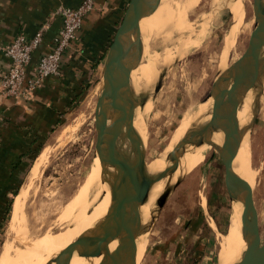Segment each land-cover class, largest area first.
Instances as JSON below:
<instances>
[{"label": "rangeland", "instance_id": "obj_1", "mask_svg": "<svg viewBox=\"0 0 264 264\" xmlns=\"http://www.w3.org/2000/svg\"><path fill=\"white\" fill-rule=\"evenodd\" d=\"M232 1L234 4L236 0ZM165 2L168 3L170 10L169 17L164 19L162 16L163 20L160 21L158 19L160 24L155 21L152 31L146 19V26L142 29L144 31L141 30L142 47L148 49V54L152 55L155 61L156 58L159 61L160 68L154 73L162 75L160 88L155 91L157 83L149 88L151 99L149 109L143 113L141 105L137 107L145 121L143 125L146 136L143 144H145L147 166L153 165L165 152L181 119L195 112L198 105L214 89V83L225 75L231 64L245 52L256 22L254 0H243L245 12L241 30L235 37L230 38V47L225 53L226 40L231 35V26L234 23L232 3L225 4V0H165ZM145 44L148 46L145 47ZM144 57L142 53L137 67L141 62H145L147 57L145 59ZM93 76L87 95L56 126L47 144H44L24 170V179L19 186V192L23 186L30 185L28 182L32 176L31 168L39 154L47 149L46 162L28 191L25 212L29 235L26 243H29L33 237L35 239L43 236L45 232L56 233L68 227L67 222L60 223V214L77 193L76 190L84 182L85 176L89 174L93 161L95 159L97 161L96 106L102 88V68ZM251 90H256L258 94L255 109L252 111V127L249 129L248 142L251 147V171L254 172V199L259 212L260 233L264 240V101L262 100L264 89L261 85ZM208 145L200 164L189 171L183 173L176 171L166 177L167 181L156 198L158 205L155 206V218H146L149 226L147 223V233L143 234V240H146L147 245L139 264L151 262L158 264L162 261L158 255L160 251L157 244L172 232L178 218L185 213L199 212L200 194L203 196L208 194L212 205L210 212L218 219L216 233H213L204 257L207 264L222 263L219 256L221 238L228 231L234 205L233 198L225 186V166L219 152L212 144ZM179 178L182 179L181 184L172 190L161 208L158 198L168 185L173 186ZM14 198L10 212L0 228V252L8 236ZM207 218L210 220L209 213ZM185 256L186 264L199 263L196 259L200 260V258H196V254L194 256L193 253H189V257ZM175 259L176 257L169 256L166 260L174 264L177 260Z\"/></svg>", "mask_w": 264, "mask_h": 264}, {"label": "water", "instance_id": "obj_2", "mask_svg": "<svg viewBox=\"0 0 264 264\" xmlns=\"http://www.w3.org/2000/svg\"><path fill=\"white\" fill-rule=\"evenodd\" d=\"M160 0H130L123 18L108 47L102 67V88L97 98L96 117L105 125L110 119L112 137L110 143L100 152L103 166L120 159L123 164L118 180L111 188V206L104 218L92 232H85L72 243L73 252L81 256L100 257L99 264H126L137 252V238L146 232L140 217V206L146 203L152 185L173 175L179 168L180 154L187 145L201 146L212 144L219 152L225 166V186L230 196H242L244 215L250 218L247 227L248 245L242 259L235 264H264V240L260 233L259 212L255 205L254 187L241 179L233 170V157L236 152L234 125L238 122L237 111L243 95L261 86L264 75V6L262 0H254L256 22L245 52L234 61L228 70L214 83V89L203 102L213 99L211 119L192 126L187 135L173 147L167 156L169 165L156 173L147 170L145 144L134 127V118L140 101L131 87L133 68L140 61L142 38L140 21L152 14ZM161 78L155 91L160 88ZM221 130L223 145L218 147L211 142L210 133ZM100 131L97 128V137ZM129 141V152L122 151L119 138ZM182 179L173 186L168 185L158 198L163 208L168 196ZM117 240L115 249L110 244ZM62 255L70 259L64 251ZM67 259V260H68Z\"/></svg>", "mask_w": 264, "mask_h": 264}, {"label": "bare ground", "instance_id": "obj_3", "mask_svg": "<svg viewBox=\"0 0 264 264\" xmlns=\"http://www.w3.org/2000/svg\"><path fill=\"white\" fill-rule=\"evenodd\" d=\"M226 2H228V4H231L233 1L225 0V4ZM160 3L161 5H159L152 14L142 18V20L140 21V30L144 29V26H146V19H148V24L150 26L149 29L151 30L155 21L159 22L161 19L163 20L162 16H164V19L168 16V13H170L168 12L170 11L168 10V3L165 2V0L164 2L163 0H161ZM262 4L264 6V0H262ZM190 5L188 4V6ZM233 5L234 7L232 12L234 15V23L231 26V35L228 40H226L227 44L224 50L225 53L230 47V38L235 37L241 30L240 26L243 21L245 12L243 0H236ZM147 46L148 45L145 44V47ZM147 50L146 48H144L140 52L141 54L143 53V56L147 57L145 62H141L138 67L136 66V68L134 67L135 70H133L132 74L130 75L132 90L140 101L143 113L149 109L151 104V99L149 98V88L152 87V85L154 86L155 83L158 84V80L160 81V78L162 77L161 74L159 76V73H154L157 72V70H159L160 68V65H158L159 61L157 60V58L155 61L152 55L148 54L149 52H147ZM261 56L264 57V51L261 53ZM261 85L264 89V75L261 77ZM257 94L258 92H256V90H251L243 95L242 103L237 111L238 122L234 125L236 152L232 161L233 170L251 187H253L254 172L252 173L251 171V147L250 142H248V136L249 129L252 127L251 117L252 111L253 109H255L254 107L256 105ZM262 100L264 101V92ZM212 106L213 99L211 98L205 102L200 103L192 115L185 116L181 119L165 152L161 154L160 158L157 159V161L153 165L149 164V166H147V170L150 173L160 172L164 170L167 165H169L167 153L172 151L176 143L181 140L185 134H188L187 131L189 128H191V126L202 125L208 122L209 119H211ZM109 121L111 120L108 119L106 121L107 123L103 125L100 120L97 119V128L100 131V134L97 137V143L95 144L97 161L96 159L93 161L89 174L85 176L86 178L84 182L79 187V189L77 188L76 190L77 193L65 205L63 213L60 214V223L67 222L68 227L63 231H59L56 233L51 231L47 233L45 232L43 236L37 237L35 239H33L34 237L32 236V240H29L30 242L26 243V239H28L27 237L29 235L28 222L25 212V206L29 196L28 191H30L31 183L34 181V179L38 178L40 169L46 162L47 149H44L39 154L33 167L31 168L32 179L29 178L30 182H28V184L30 183V185L23 186L21 191L14 198L11 217L8 225V236L6 237L5 242H3L0 252V264L100 263L102 256H81L77 250L73 252L72 243L77 239L78 236L84 234L85 232L88 233V231H94L93 229L96 227L97 223H99L107 214L111 206V188L114 183L117 182L118 177L123 169V164L120 159L105 166H103L100 162L99 154L107 146V144L110 143L112 137V127ZM143 122L145 121H143L142 119L141 112L137 110L134 118V127L144 140L146 131ZM210 138L211 142H213L218 147H221L223 145L224 134L221 130H216L214 132L212 131L210 133ZM118 141L121 150L129 152V141L124 137H120ZM208 147V144H203L201 146L187 145L180 154V164L177 172L183 173L189 171L190 169L196 167V165L200 164L204 158V152L208 149ZM239 171H241V173H238ZM166 181L167 178L165 177L160 181L155 182L150 189L146 203L140 206L139 212L143 225H146L148 223L149 226L148 219L155 218V206L158 205L156 198L158 193L162 190V187ZM241 198L242 196L240 197V199L233 200L232 204L234 206L232 209L233 212L231 214L229 228L226 234L222 235L221 238V249L219 255L221 256V264H235L239 262L242 259V255L248 245V237L246 232L250 218H247L246 215H244L243 203ZM146 233L147 231L143 232L137 238V252L128 259L126 264H139L141 262L147 245L146 240H143V234ZM117 244L118 241L114 240L110 244V248L112 250L115 249ZM64 251L68 252L71 255L70 259L65 258L62 255Z\"/></svg>", "mask_w": 264, "mask_h": 264}, {"label": "crops", "instance_id": "obj_4", "mask_svg": "<svg viewBox=\"0 0 264 264\" xmlns=\"http://www.w3.org/2000/svg\"><path fill=\"white\" fill-rule=\"evenodd\" d=\"M82 1L0 0V42L10 43L20 34L31 38L48 22L42 44L32 54L34 65L43 53L50 51L61 27V17L54 14L56 8L60 5L77 7ZM129 1L96 0L102 9L84 17L77 41L62 58L60 75L45 78L29 99L16 102L0 95V228L8 215L10 198L17 195L14 192L19 191L23 183L24 170L31 162L33 151L41 143L47 144L58 122L87 95L89 83L102 68ZM8 63L9 58L0 52V70ZM211 206L208 194H200L199 212L185 213L177 219L172 232L157 244L159 258H162L158 264H170L171 261L166 260L169 256L176 257L174 264H186L185 255L189 257V253L200 258L196 259L198 264H207L204 253L218 225V219L210 212Z\"/></svg>", "mask_w": 264, "mask_h": 264}, {"label": "built area", "instance_id": "obj_5", "mask_svg": "<svg viewBox=\"0 0 264 264\" xmlns=\"http://www.w3.org/2000/svg\"><path fill=\"white\" fill-rule=\"evenodd\" d=\"M101 9L96 0H83L77 7H57L54 14L61 17V27L50 51L43 53L34 65L32 54L41 46L44 31L49 28L48 22L43 23L31 38L20 34L10 43L0 42V52L9 58L6 68L0 70V95L23 102L32 96L45 78L59 76L62 58L72 43L77 41L84 17Z\"/></svg>", "mask_w": 264, "mask_h": 264}, {"label": "trees", "instance_id": "obj_6", "mask_svg": "<svg viewBox=\"0 0 264 264\" xmlns=\"http://www.w3.org/2000/svg\"><path fill=\"white\" fill-rule=\"evenodd\" d=\"M90 84H91V82L89 83V87H90ZM63 121V120H62ZM62 121H60V122H62ZM60 122H58V124H60ZM55 130V128L53 129V131ZM44 146V142L43 143H41V145L37 148V149H35L34 151H33V157H32V159H31V161L37 156V154L40 152V150H41V148ZM19 193V191H15L14 192V194H18ZM11 203H12V199H10L9 200V207H8V213L10 212V209H11Z\"/></svg>", "mask_w": 264, "mask_h": 264}]
</instances>
